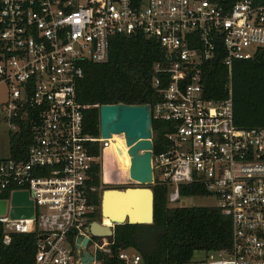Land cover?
I'll return each mask as SVG.
<instances>
[{"label":"built area","instance_id":"1","mask_svg":"<svg viewBox=\"0 0 264 264\" xmlns=\"http://www.w3.org/2000/svg\"><path fill=\"white\" fill-rule=\"evenodd\" d=\"M135 36L167 54L152 68L159 101L151 120L164 129L152 131L151 185L166 188L169 207L183 187H202L231 228L227 250L159 264H264V128L235 126L231 82L223 100L202 88V66L216 57L230 73L235 61L264 55V0H0V119L12 134L26 121L29 134L23 157L0 161L3 243L34 235L35 264H143L137 252L114 248L113 225L111 237L93 235L103 224L93 168L103 182L111 141L85 133L76 98L84 66L105 63L115 37ZM16 193L27 195L29 217L7 216Z\"/></svg>","mask_w":264,"mask_h":264},{"label":"trees","instance_id":"2","mask_svg":"<svg viewBox=\"0 0 264 264\" xmlns=\"http://www.w3.org/2000/svg\"><path fill=\"white\" fill-rule=\"evenodd\" d=\"M228 7L236 0H210ZM167 54L155 40L143 36L115 37L109 47L108 59L103 64H86L83 77L76 85V98L83 114L85 133L99 136V109L103 105H153L159 101L152 87V68L167 61ZM231 82L233 120L238 128H264V55L253 60L235 61L231 71L216 57L202 66L203 94L207 99L223 100ZM19 133L9 136L12 157H23L29 144L28 123L18 122ZM164 126L152 122V131L162 132ZM156 145V142L154 143ZM91 155L99 156V145L91 146ZM118 148V147H116ZM114 164L124 170L128 178V154L118 148ZM129 157V156H128ZM130 161V158H129ZM110 162L106 161L104 180L111 179ZM99 166L93 168V184L100 185ZM153 192V223L150 225L121 224L114 226V248L132 249L143 264L183 263L195 253H216L227 250L231 242L230 220L217 208L169 207L167 190L151 186ZM7 196V195H5ZM181 198L204 197L200 186L183 187ZM7 198V197H6ZM95 203L98 204L97 196ZM36 238L34 235L12 234L3 243L0 225V264H35Z\"/></svg>","mask_w":264,"mask_h":264},{"label":"water","instance_id":"3","mask_svg":"<svg viewBox=\"0 0 264 264\" xmlns=\"http://www.w3.org/2000/svg\"><path fill=\"white\" fill-rule=\"evenodd\" d=\"M99 122L100 130L99 135L102 139H111L113 135H121L124 138L125 145L127 147V153L130 158V167L128 170L129 180L137 186L143 188H126L123 191L119 190H107L102 193L101 197V215L103 214V201L106 192H115L118 194L140 193L141 197L145 198L147 212L140 213L139 221H131L137 218L131 212H126V208L121 207V211L114 213L113 216L116 219H124L122 223L114 222L113 226L121 224L130 225H150L153 223V192L149 185H151L152 167H151V149H152V120L150 105H103L99 109ZM23 205L29 207L31 205L25 193H16L12 195L10 200V214L12 218L29 217L30 210L18 211L17 206ZM138 204L133 203L132 208L138 210ZM131 209V210H133ZM6 210V202L0 201V215H3ZM94 229H91L95 234H104L108 237L113 235L110 228H104L102 225L95 223ZM97 230H100L99 233ZM79 247H84L86 240L77 243ZM100 255L97 253L96 259H99ZM87 259L91 260L87 255L81 258V261L85 262Z\"/></svg>","mask_w":264,"mask_h":264},{"label":"rangeland","instance_id":"4","mask_svg":"<svg viewBox=\"0 0 264 264\" xmlns=\"http://www.w3.org/2000/svg\"><path fill=\"white\" fill-rule=\"evenodd\" d=\"M5 89H6L5 87L0 85V103L3 102L6 98V94H5L6 90ZM9 132H11V131H9L7 123H4L3 121L0 120V161L6 159L8 157V135H9ZM116 147H118V145ZM116 147H114V142H112V147L106 151L107 162L111 163L110 164L111 179H108L105 182L104 176H103V182H102V177H100V185L99 186H101L102 193L104 191H107V190L123 191L126 188H134V187L135 188H143L142 186H137L136 184H133L127 178L126 172L124 170L118 169L117 165L114 164V160L116 159L115 154H119V152L116 150L119 147L118 148H116ZM122 153H123V151H122ZM124 163L127 165L128 169H129L128 156H126ZM151 186L152 185H149L148 188H150ZM9 199H10V197H9ZM174 207H176V208H185V207L215 208V207H218V200L212 195H207L204 197L181 198L174 205ZM6 214H7V216L10 215V202L8 203V210H7ZM98 220H99V218H98ZM134 252H135L134 250L129 249V253L133 254ZM208 255L204 254L202 252H198V253H195V255L193 256V260L202 261L205 258H207ZM209 258H211V257H209Z\"/></svg>","mask_w":264,"mask_h":264},{"label":"bare ground","instance_id":"5","mask_svg":"<svg viewBox=\"0 0 264 264\" xmlns=\"http://www.w3.org/2000/svg\"><path fill=\"white\" fill-rule=\"evenodd\" d=\"M110 141H111V145L107 150H109L112 147V142H114V147L118 145V147L123 151L124 154H128L127 147L124 142V138L121 135H113ZM129 167H130V161H129ZM127 170H129L128 167ZM145 200L146 199L144 197L143 198L141 197L140 193L127 192L126 194H118L115 192H106L103 201L104 216H103L102 226L104 228H109L113 225L114 222L122 223L124 219H116V217L113 215L114 213L116 214L119 211H121V207L124 206L126 208V212L128 213L131 212L134 216H138L137 218L134 217V219H132L131 217V221L141 222L140 219H138L140 217V213L142 212V214L145 215V213L147 212V206ZM135 202L139 205L138 210L132 208L133 203ZM92 229H94V226H92ZM97 232L102 233L100 232V230H97ZM93 235L96 236L99 240H101L104 237L107 238V236H105L104 234L93 233Z\"/></svg>","mask_w":264,"mask_h":264},{"label":"crops","instance_id":"6","mask_svg":"<svg viewBox=\"0 0 264 264\" xmlns=\"http://www.w3.org/2000/svg\"><path fill=\"white\" fill-rule=\"evenodd\" d=\"M1 120V119H0ZM1 121H3V120H1ZM4 122V121H3ZM5 123V122H4ZM10 135H13L11 132H9V135H8V156H9V154H10V152H9V136ZM17 209H18V211H26V210H28L29 209V207H25V206H23V205H18L17 206ZM30 210V209H29ZM31 212V211H30Z\"/></svg>","mask_w":264,"mask_h":264}]
</instances>
